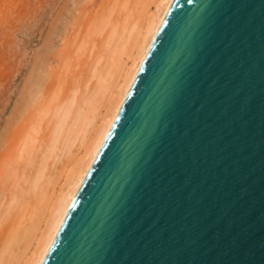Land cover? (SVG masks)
Wrapping results in <instances>:
<instances>
[{
  "label": "water",
  "instance_id": "water-1",
  "mask_svg": "<svg viewBox=\"0 0 264 264\" xmlns=\"http://www.w3.org/2000/svg\"><path fill=\"white\" fill-rule=\"evenodd\" d=\"M40 264H264V0H171Z\"/></svg>",
  "mask_w": 264,
  "mask_h": 264
},
{
  "label": "bare ground",
  "instance_id": "bare-ground-1",
  "mask_svg": "<svg viewBox=\"0 0 264 264\" xmlns=\"http://www.w3.org/2000/svg\"><path fill=\"white\" fill-rule=\"evenodd\" d=\"M170 2L114 0L103 8L82 40H78L81 44L77 49L85 53L89 38L95 35L103 36V41L97 46L95 40H91L93 45L88 53L92 56V63L86 72L87 79L84 85L72 88L69 96L61 98L56 88L52 94L49 92V98L45 96L48 101L43 99L39 105L41 97L46 95V82L55 75L48 71L52 68L45 69L44 74L41 72L43 78L38 82L36 94H31L34 98L28 100L32 105L38 104L36 117L32 115L34 106L31 105L32 109L29 106L30 116L35 120L32 118L34 121L29 129L25 127L27 131L21 141L18 139L21 143L15 145L18 147L15 160L12 162L8 156L9 162L3 161L6 166L10 163L6 173L2 174L0 168L4 181L11 182V187L6 185L2 187L3 191L0 189V230H4L0 238V264L41 263ZM26 105L23 110L28 108ZM45 121L49 123L50 133L46 138L39 137L42 130L47 129V126L43 129ZM19 161L25 162L21 170L14 166Z\"/></svg>",
  "mask_w": 264,
  "mask_h": 264
},
{
  "label": "rangeland",
  "instance_id": "rangeland-1",
  "mask_svg": "<svg viewBox=\"0 0 264 264\" xmlns=\"http://www.w3.org/2000/svg\"><path fill=\"white\" fill-rule=\"evenodd\" d=\"M112 2L114 0H0V168L2 174L6 173V167L10 164L6 166V162L3 161L8 163V156L12 162L15 160L18 154L16 146L21 143V137L25 135L26 128L29 129L35 120L33 116L38 104L32 105V102L28 103V100H31L30 97L32 98L36 94L35 90L38 89L39 80L43 78V75L41 77L40 74H44L45 69L50 68H52L51 72L52 70L54 72L51 73L48 70L49 73L51 75L55 73L54 77L50 75L52 78L50 77L46 82V86H48H45L46 95L44 97L49 98L48 95L54 92L53 89L60 91L61 98L67 97L71 94L72 88L84 85L88 76L86 72L89 71L92 63V56L89 54L93 45L91 40H95V44L100 46L104 37L95 35L94 38H89L90 42L87 44L85 53L78 50L81 44V41L78 40H82L81 37L88 32L87 29L92 26L93 19L98 16L97 14H100L104 10L103 8ZM99 43L100 45H98ZM65 68L68 69L65 70ZM56 81H58V85ZM61 82L65 84L61 85ZM46 97H41L39 105L43 99L44 102L48 101ZM25 102L28 104L26 105ZM24 105L28 108L31 105L34 106V113L32 114L30 108L23 110L25 109ZM27 109L31 112L30 114ZM26 118L27 121H25ZM46 122L47 124H45ZM48 124V121H45L43 129ZM49 133L50 130L47 126V129L42 130L39 137L46 138ZM24 163L19 161L14 166L21 170ZM2 174L0 173L1 190L6 185L11 187V182L7 184V181L5 182L2 178ZM2 233L4 230H0V238H2Z\"/></svg>",
  "mask_w": 264,
  "mask_h": 264
}]
</instances>
